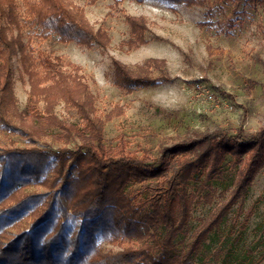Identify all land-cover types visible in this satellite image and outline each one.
Segmentation results:
<instances>
[{
    "label": "trees",
    "instance_id": "obj_1",
    "mask_svg": "<svg viewBox=\"0 0 264 264\" xmlns=\"http://www.w3.org/2000/svg\"><path fill=\"white\" fill-rule=\"evenodd\" d=\"M113 1L119 5L126 0ZM163 1L212 9L231 4L235 12L250 3L264 4V0ZM126 20L135 40L142 42L146 21ZM233 23L229 20L231 28ZM24 34L30 40L55 38L61 44L88 47L109 41L68 0H0V130L32 143L47 136L66 144L77 142L74 149L58 151L0 148V264H198L210 236L245 199L264 168V126L254 134L241 127L234 133L194 131L180 142L162 146L158 155L131 150L122 136L109 146L104 123L95 116V97L77 69L72 66V73L67 72L62 58L37 53L24 42ZM18 55L30 86L24 110L14 94L13 61ZM164 63L148 60L132 70L113 61L115 84L133 92L166 83L170 80ZM153 71L161 78H151ZM60 102L77 111L83 126L56 116ZM32 187L47 192H28ZM217 196L220 203L180 248L177 240L189 230L194 208L212 204ZM101 241L119 251L104 252ZM230 258L227 253L217 264H228Z\"/></svg>",
    "mask_w": 264,
    "mask_h": 264
},
{
    "label": "rangeland",
    "instance_id": "obj_2",
    "mask_svg": "<svg viewBox=\"0 0 264 264\" xmlns=\"http://www.w3.org/2000/svg\"><path fill=\"white\" fill-rule=\"evenodd\" d=\"M68 1L84 11L96 31L108 36L106 45L61 44L55 38L30 40L26 34L24 42L37 53L62 58L68 64L67 72L72 73V66L77 69L95 97V116L104 123V138L109 146L122 136L131 150L147 149L158 155L162 146L180 142L194 131L234 133L241 127L254 134L264 126V4L250 3L235 12L231 4L212 9L163 0H126L119 5L113 0ZM127 17L146 21L144 43L135 40ZM229 20H233V28ZM148 60L165 62L170 81L133 92L115 84L113 61L135 70ZM161 76L159 71L151 74L153 79ZM13 77L15 98L19 109L24 110L30 86L23 75L20 55L13 61ZM206 92L213 94L215 101H209ZM54 113L65 123L83 126L77 111L64 102L55 107ZM53 131L59 133L57 129ZM76 146L75 141L66 144L52 136L32 143L16 133L0 130V148L58 151ZM28 192L44 193L47 189L32 187ZM221 192L220 185L218 195ZM220 201L217 196L212 204L194 208L189 230L177 240L180 248L191 240L195 228ZM100 246L104 252L119 251L104 241ZM227 253L231 255L228 264H264V168L255 176L245 199L234 206L220 229L210 236L195 262L217 264Z\"/></svg>",
    "mask_w": 264,
    "mask_h": 264
},
{
    "label": "built area",
    "instance_id": "obj_3",
    "mask_svg": "<svg viewBox=\"0 0 264 264\" xmlns=\"http://www.w3.org/2000/svg\"><path fill=\"white\" fill-rule=\"evenodd\" d=\"M201 90V88H199ZM206 97L209 101H215V97L213 94H211L210 92H206Z\"/></svg>",
    "mask_w": 264,
    "mask_h": 264
}]
</instances>
